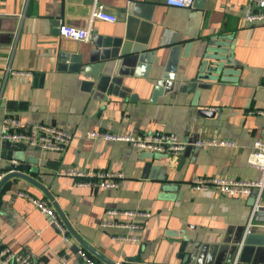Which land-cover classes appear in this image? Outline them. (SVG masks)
I'll use <instances>...</instances> for the list:
<instances>
[{
    "label": "crops",
    "instance_id": "1",
    "mask_svg": "<svg viewBox=\"0 0 264 264\" xmlns=\"http://www.w3.org/2000/svg\"><path fill=\"white\" fill-rule=\"evenodd\" d=\"M98 1L116 16L114 22L95 19L89 25L93 0H1L0 124L16 116L23 126L54 124L73 135L63 152L26 144L11 150L0 139L2 179L15 173L0 185L2 244L30 251L43 264H85L78 249L98 264H231L256 191L243 196L193 191L190 181L194 176H257L247 157L253 141L264 139V116L255 112L264 109V22L244 20L248 0H194L186 7L167 6L163 0ZM59 21L89 27V40L61 37ZM126 29L132 34L130 53L113 66L121 72L117 95L109 85L103 100L98 94L104 92L89 85L92 78L83 74L84 66L69 70L70 60L61 61L59 55L91 49L93 31L122 35ZM220 36L232 51L235 74L208 88L183 89L197 70L198 55ZM176 45L180 56L173 69ZM60 64L67 68L58 69ZM16 70L31 74L15 75ZM160 80L171 84L160 85ZM89 130L172 132L189 148L173 155L138 150L126 141L89 139ZM212 136L235 146L193 144ZM12 159L19 162L14 171ZM69 168L121 170L125 178L116 188L91 190L62 173ZM18 191L53 208L66 227L67 243ZM133 208L151 212L144 229L100 227L105 219L128 220L107 211ZM252 221L241 247L244 262L263 244L264 208ZM124 233L139 240L111 238Z\"/></svg>",
    "mask_w": 264,
    "mask_h": 264
},
{
    "label": "built area",
    "instance_id": "2",
    "mask_svg": "<svg viewBox=\"0 0 264 264\" xmlns=\"http://www.w3.org/2000/svg\"><path fill=\"white\" fill-rule=\"evenodd\" d=\"M167 6L186 7L191 6L194 0H163ZM1 7V0H0ZM252 7L255 10H252ZM100 19L104 21L114 22L116 16L108 13L103 4L98 0H93L91 6L88 23L93 20ZM244 20L248 23L264 22V0H248ZM58 34L64 38H70L78 41H87L90 38L89 27H76L65 22L59 21L57 25ZM15 75H30L27 71H13ZM264 86V83L262 84ZM251 112V111H250ZM256 113L264 116V109L256 110ZM89 139H101L107 141H126L135 149L173 155L182 152L186 143L178 138L172 132L154 131L142 134H127L122 132H109L103 130H89L86 132ZM73 135L70 130L58 127L54 124L36 123L29 126H23L20 118L16 116H6L0 124V139L2 141L20 142L29 146H38L43 151L63 152L71 143ZM195 146H225L234 147L235 142L232 140L217 138L199 139L193 143ZM247 162L257 171L254 179L233 178L225 175H212L208 177L194 176L190 181V189L193 191H206L213 189L226 195H249L253 190L256 191V198L253 203L251 215L246 223L244 233L238 242L236 255L231 264H236L240 255L241 247L246 237L251 233L253 228L252 218L254 213L264 208V139L256 138L253 141L251 151L248 154ZM19 164L18 160L12 159L11 166L14 171ZM65 176L73 178L76 186L88 187L91 190L100 188H116L119 186L121 179L125 178V174L121 170H95L87 168L73 169L69 168L62 172ZM5 173H0V181ZM18 196L29 199L49 220L60 233L61 239L68 242L66 227L57 218L53 208L44 200L36 199L23 191L17 192ZM110 215H122L128 217L125 222L114 220H102L100 227L123 228L130 231H138L145 228V222L151 217V212L144 208H133L126 210H109ZM112 239L118 240H139L138 235L124 233L112 235ZM77 254L84 260L85 264H98L84 250L78 249ZM62 261H66L61 256ZM0 264H43L41 260L33 257L30 251H16L2 244L0 239Z\"/></svg>",
    "mask_w": 264,
    "mask_h": 264
},
{
    "label": "water",
    "instance_id": "3",
    "mask_svg": "<svg viewBox=\"0 0 264 264\" xmlns=\"http://www.w3.org/2000/svg\"><path fill=\"white\" fill-rule=\"evenodd\" d=\"M132 38L131 32L126 29L122 35L114 34H98L96 31H93L91 42L93 47L86 52H81L80 54H66L62 53L59 55L61 61L70 60L71 64L68 66L69 70L78 71L80 66L83 65V74H89L92 78V81L89 83L90 86L95 87L104 92L100 95V98L103 100L106 99V91L108 90L109 85H112V94H115L117 85L121 82L120 71H114L113 66L116 62H120L123 57L128 55L129 52V40ZM189 44L185 46V52L183 56L186 57L189 52H187ZM143 49V48H141ZM139 49V50H141ZM179 46L176 45L173 47V57L170 58V64H176L177 59H179L180 54H178ZM133 52V51H132ZM198 60L197 70L194 72V75L191 77V80L188 81L182 88L187 91H192L194 89H202L210 87L213 81H221L231 79L233 74H235V68L233 64L232 51L228 49V43L224 40V36H220L218 39H211L208 41L207 48H205L200 55ZM64 64H60L58 69H65ZM67 68V67H66ZM42 76V74H40ZM158 84H166L170 86V82H165L160 80ZM154 90H157L155 87ZM135 98V94H132V99ZM9 106H13L14 103H8ZM205 114L206 112H201ZM3 146L15 149L16 147L25 148L24 143L20 142H9L3 141ZM189 145L185 149H188ZM184 149V150H185ZM8 153V158L11 159V153ZM29 166V165H28ZM14 172H9L8 176L0 181V185L3 180L13 176ZM262 246L257 247L255 251L247 258V260L241 261V254L238 257L236 264H264V238ZM182 256V255H181ZM188 264H190L188 262Z\"/></svg>",
    "mask_w": 264,
    "mask_h": 264
}]
</instances>
